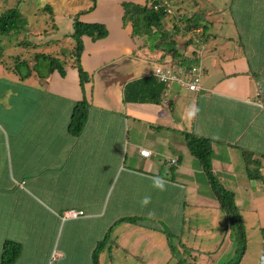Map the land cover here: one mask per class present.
Masks as SVG:
<instances>
[{"label": "crops", "instance_id": "crops-1", "mask_svg": "<svg viewBox=\"0 0 264 264\" xmlns=\"http://www.w3.org/2000/svg\"><path fill=\"white\" fill-rule=\"evenodd\" d=\"M88 1L76 16L105 25L109 34L98 41L83 37L81 64L91 77L84 87L73 60L64 64L63 77L39 68L37 53H28L29 66L22 60L25 71L1 59L0 264L6 241L22 246L15 264H93L110 233L117 251L139 262L151 252L158 264L175 259L174 239L184 256L205 261L236 242L187 134L212 142L213 172L234 194L247 236L240 264L252 244L262 259L264 183L248 169L264 177V0L242 1L241 23L227 20L222 34L209 25L194 29L188 46L200 50L181 54L202 66L200 89L173 84L158 104L124 100L129 83L152 75L157 65L176 64L170 55L150 53L146 37H132L131 24L124 25L123 3L146 0ZM83 100L88 121L74 137L68 126ZM244 152L255 164H246ZM120 231L134 252L117 245ZM105 258L101 252L99 262Z\"/></svg>", "mask_w": 264, "mask_h": 264}, {"label": "rangeland", "instance_id": "rangeland-1", "mask_svg": "<svg viewBox=\"0 0 264 264\" xmlns=\"http://www.w3.org/2000/svg\"><path fill=\"white\" fill-rule=\"evenodd\" d=\"M242 1L247 2L250 0H167L165 5L171 12L169 20L165 21L162 27V31L167 33L165 38L163 37L165 41L161 42V47L156 49L153 48V46L158 43L161 33L146 37L144 42L148 45V51L150 53L159 51L156 54L162 55L164 53L163 56L170 55L171 52L169 49L173 47L169 46L171 40L175 41L174 46L181 53L187 50H200V45L187 47L184 42L192 37L191 32L194 28L198 27L200 24H204L206 26L209 25V27L213 26V33L222 34L221 32H226L228 29L226 28L227 20L236 19L241 23L242 12L240 10L243 9ZM88 2V0H0V16L7 10L18 7L21 15L24 16L27 21L26 27L19 32L13 31L9 34H0V44L4 45L5 48V53L2 57L4 62L7 61L5 64L8 65V67L16 69V67L20 68L19 65L22 63V60H24L27 62L26 65L29 66L28 53L59 57L64 64L71 62L74 59L71 57V52L73 51L75 43L70 37V33L73 32L74 18L77 14L76 11L88 5ZM129 24H131V22L124 23V25ZM174 27L177 28L175 29ZM240 27L241 25L238 26L239 29H237L239 38L242 33V31L240 32ZM188 29L192 30L187 31ZM45 30H47L48 34L41 36L39 33ZM19 38H22V41L19 42L20 46L17 42ZM134 38L137 39V37ZM38 43L42 44L40 48L37 49L36 46ZM9 44H13L11 49H7ZM27 45L31 47L27 48ZM49 61V57L48 59L40 57L38 67H47ZM26 68L27 67H21L20 70L25 71ZM0 82H3V80L0 79ZM118 228L119 226L116 225L115 230L118 231ZM105 237L107 238L103 240L105 244L101 248V252H106L107 258L101 263L99 262L100 264H158V262L152 258L151 252L149 256H144L139 262L136 258L134 260L131 256H128V253H122L121 250L117 251L115 248L116 243L112 242L115 241V233H110ZM117 238L119 239L117 245L120 244L119 242H122L124 246L122 248H125L127 252L135 251L136 247L134 245L131 246L129 242L130 237L128 235H122L120 231L117 234ZM110 239H112V241H110ZM133 241H136L137 244L139 239L134 237ZM178 243H180V241L174 239L173 246H169L171 247V255L175 256L176 254V257L172 262H168L167 260L166 264H212V258H214L213 261L215 264H226V262L234 264L239 254L238 243H230V241H228L218 254L209 258L208 261L201 260L200 258L192 259L181 253L183 247L182 245L181 247L177 246ZM137 245L139 246V244ZM145 251L147 253V250ZM261 251L262 250H260L256 244L250 245L249 252L242 264H262ZM155 252V257L164 261L166 257L163 256V252L159 249H156ZM184 258L186 259L184 260Z\"/></svg>", "mask_w": 264, "mask_h": 264}, {"label": "trees", "instance_id": "trees-1", "mask_svg": "<svg viewBox=\"0 0 264 264\" xmlns=\"http://www.w3.org/2000/svg\"><path fill=\"white\" fill-rule=\"evenodd\" d=\"M96 2V0H92ZM166 0H146L144 5H138L131 2L123 3L124 9L123 21L124 23L131 22L134 37H151L157 33H161L158 43L153 48L161 47V42H164L167 33L162 31L165 21H168L170 12L165 5ZM94 6L92 7V9ZM26 18L21 15L19 8L9 9L0 16V34H9L13 31H20L26 27ZM200 24L194 29L202 27ZM175 29L177 27H174ZM188 29L187 31H191ZM207 30V29H206ZM179 32V31H178ZM109 32L105 25L100 23H83L78 17L74 18L73 39L75 46L72 51L73 67L78 70L81 86L84 87L86 83L90 82V75L83 69L81 64V56L84 51L83 37H90L93 41H98L106 38ZM185 45L193 44V40L184 41ZM175 41L171 40L169 46L170 55L176 65H185L191 67L194 65L195 60L184 59L181 52L174 46ZM5 48L0 44V63L3 57ZM44 59H50L47 66L48 74L58 71L61 76H65L64 63L60 59L53 56H46L45 54L38 55ZM173 63V62H172ZM165 91V86L157 81V79L150 75L148 77L133 81L126 86L124 92V100L127 103H151L158 104L162 101V96ZM89 103L86 100L79 102L72 113L70 123L68 126L69 132L74 137L81 136L87 121L89 113ZM186 144L193 157H195L202 165V168L208 178V182L212 189L213 195L220 205L221 211L228 217L230 223L232 238L238 243L239 254L234 264H240L242 258L247 251V236L246 229L240 211L238 210L235 197L232 192L227 190L216 175L212 168L213 149L212 142L206 138L196 137L192 134L186 135ZM244 160L246 164H255L252 161V156L244 152ZM248 176L251 179L260 180L264 183V177L258 171L251 172L248 169ZM125 221V220H124ZM264 235V230H263ZM105 241L100 242L94 251L93 264L99 263V255L101 248L104 246ZM22 254V246L14 241H6L3 244L1 253V264H15ZM262 264H264V255L262 256Z\"/></svg>", "mask_w": 264, "mask_h": 264}, {"label": "built area", "instance_id": "built-area-1", "mask_svg": "<svg viewBox=\"0 0 264 264\" xmlns=\"http://www.w3.org/2000/svg\"><path fill=\"white\" fill-rule=\"evenodd\" d=\"M202 71V66L199 64L186 67L170 63L157 65L153 69L152 75L166 88H170L173 84H177L185 87L187 90L198 91L200 89ZM141 155L149 157L150 152L144 150L141 151ZM174 162L175 161H172V163ZM76 215L77 214H74V216Z\"/></svg>", "mask_w": 264, "mask_h": 264}]
</instances>
